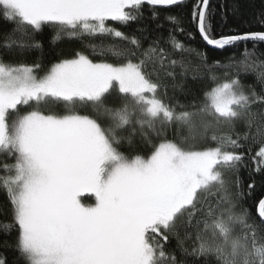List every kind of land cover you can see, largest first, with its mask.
<instances>
[{"label": "snow or ice", "instance_id": "1", "mask_svg": "<svg viewBox=\"0 0 264 264\" xmlns=\"http://www.w3.org/2000/svg\"><path fill=\"white\" fill-rule=\"evenodd\" d=\"M184 3L0 0V19L13 24L0 39V155L14 161L0 164L9 206L7 213L0 208L7 216L0 234L15 233L12 246L24 264H264V199L254 219L240 179L249 157L252 172L264 173V111H254L264 106V60L245 48L241 61L208 66L206 53L173 34L185 32L175 15L165 17L174 25L163 41L168 48L162 38L143 48L121 30L142 20L145 6L158 20V7ZM213 14L209 0L192 5L191 22L207 45L264 43V31L215 36ZM45 30L53 42L89 37L101 43L45 69L24 59L26 51L42 49L36 36ZM193 54L200 65H192ZM201 65L212 83L203 100L165 102L160 73L182 88L177 75L191 71L195 79ZM214 69L223 70V78ZM241 73L254 75L255 83H243ZM113 94L118 105L109 104ZM173 127L189 135L168 139ZM137 136L148 154L120 150L134 147ZM198 140L206 146L196 147ZM254 186L248 185L249 194ZM83 192L92 193L94 203L82 202Z\"/></svg>", "mask_w": 264, "mask_h": 264}, {"label": "trees", "instance_id": "2", "mask_svg": "<svg viewBox=\"0 0 264 264\" xmlns=\"http://www.w3.org/2000/svg\"><path fill=\"white\" fill-rule=\"evenodd\" d=\"M196 0H185V3L170 8L158 7L159 18L158 20L150 19L151 10L145 6L144 18L137 22H132L127 27L121 28L122 31L129 35H135L141 40L143 48H147L149 44L157 39L162 38V45L165 48L169 46L164 44L169 37L170 29L174 28V25L165 19L167 15H175L179 17L181 26L185 29L184 33L174 32L176 38L183 42L185 45L196 49L197 51L204 52L207 54V65L213 66L215 61H220L221 64H227L231 59L235 61H241L244 59L243 52L245 48L249 52L254 53L253 58H259L264 60V43H253L248 42H237L235 45L226 46L223 49L215 48L207 45L198 33L195 25L191 22V11L192 5ZM210 8L214 10V14L211 17L212 31L217 37L238 35L247 32L264 31V0H210ZM157 24L163 25V27H157ZM120 27L119 25H115ZM13 24L0 19V39L11 31ZM137 29H145L143 33L137 31ZM191 32L194 38H189L187 35ZM53 33L51 30H45L43 33L36 36L43 47L42 49L26 51L24 53V59L27 63L40 62L45 69L51 66V64L57 62L62 58H71L76 51L90 52V49L85 48L88 43L100 44L99 38L84 37L82 39L76 38H63L59 41L53 42ZM114 41L105 38L104 43H113ZM120 46H124L123 42H119ZM170 50V49H169ZM178 58V57H177ZM5 59H20L19 56H5ZM93 59H100L96 56ZM109 62H115L111 56L106 57ZM192 65H200L201 62L194 54L190 57ZM223 78V70L214 69ZM177 73L180 69H176ZM237 69L233 68L229 70V74L233 75ZM196 78H193V73L190 71L186 77L177 75L175 83L182 84L183 87H173L174 81L171 78L164 77L163 72L160 73L161 83L167 86V95L163 96L165 102L170 104H176L177 102L181 105H189L193 101L199 102L204 98L206 90L212 87V83L208 79V69L203 65L200 66L199 71L195 73ZM153 79H156L153 76ZM240 79L245 84H254L255 76L248 74L244 75L241 73ZM257 91H259V85H256ZM109 104H119V99L116 94H113L109 98ZM179 110V109H178ZM254 111H264V106H254ZM84 114H90L89 110H82ZM200 129L194 130L198 136ZM222 131H228V129H222ZM237 131H243L242 126H237ZM212 134L211 130L208 135ZM189 135L186 128L177 129L176 127L167 130V138L179 140L182 136ZM157 138L153 137L155 142ZM206 141H197L196 147L206 146ZM122 152L128 155L142 154L146 155L150 152V148L144 145L139 137L137 136L134 141V147H129L124 144L121 149ZM256 150L253 145V151ZM14 161L4 155H0V164L2 163H13ZM248 164L247 168H242L240 171V179L243 182V190L245 191V199L243 201L244 206L250 209L251 215L254 219H257L256 215V204L260 199H264V173L252 172L251 158L246 161ZM252 173L251 175L249 173ZM254 183L250 194L248 193V185ZM209 199L215 203V197H209ZM0 208L4 209V212H8L9 206L7 205L6 193L0 190ZM6 215L0 214V219H6ZM15 242V233L12 236H5L0 234V258H3L5 264H24V261L19 257L17 251L12 246ZM176 244L175 240H172L170 247H174ZM179 255V252H177ZM189 264H192L191 259Z\"/></svg>", "mask_w": 264, "mask_h": 264}, {"label": "rangeland", "instance_id": "3", "mask_svg": "<svg viewBox=\"0 0 264 264\" xmlns=\"http://www.w3.org/2000/svg\"><path fill=\"white\" fill-rule=\"evenodd\" d=\"M94 199L95 198H94L93 194L90 192H83L81 194V200L84 203H94Z\"/></svg>", "mask_w": 264, "mask_h": 264}, {"label": "water", "instance_id": "4", "mask_svg": "<svg viewBox=\"0 0 264 264\" xmlns=\"http://www.w3.org/2000/svg\"><path fill=\"white\" fill-rule=\"evenodd\" d=\"M209 2H210V0H209ZM212 47V46H211Z\"/></svg>", "mask_w": 264, "mask_h": 264}]
</instances>
